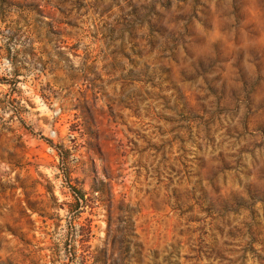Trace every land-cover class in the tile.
Listing matches in <instances>:
<instances>
[{"label":"rangeland","instance_id":"rangeland-1","mask_svg":"<svg viewBox=\"0 0 264 264\" xmlns=\"http://www.w3.org/2000/svg\"><path fill=\"white\" fill-rule=\"evenodd\" d=\"M239 3L153 20L149 0H0V245L7 230L38 244L28 264H56L73 211L74 253L103 225L102 256L119 244L143 264H233L264 240V38H219ZM125 202L135 243L112 233Z\"/></svg>","mask_w":264,"mask_h":264},{"label":"clouds","instance_id":"clouds-1","mask_svg":"<svg viewBox=\"0 0 264 264\" xmlns=\"http://www.w3.org/2000/svg\"><path fill=\"white\" fill-rule=\"evenodd\" d=\"M149 2L154 5V11L150 17L153 20L157 17H164L166 19L170 13L174 12L177 8V0H172L171 7L167 6L168 0H149ZM207 2L209 8L215 13L216 0H207ZM237 7L238 10L236 8L227 9V14L223 16V23L221 25L222 32L219 38L223 40L225 44L228 41H236L238 38L250 35L253 32L258 33L260 37L264 38V0H240ZM125 10H128L127 7ZM84 19H88V17H84ZM192 23L196 25L197 28L200 27L196 17L192 18ZM216 28L217 25L215 24V31ZM244 66L246 69H255V65L249 64L247 56L245 57ZM124 103L130 104L127 97L124 98ZM254 110L255 109H253V111ZM261 110L264 111V109ZM233 114L234 122L237 125L241 120L252 116L244 92L240 93L239 100L233 105ZM249 134L253 137H257V133L253 132L251 129H249ZM130 162L129 159V163ZM107 165L108 161L105 159L101 167L106 168ZM99 181H104L103 175L98 177L97 187L100 193L99 199L104 201L105 206L108 207L110 204V194L107 189V184L99 183ZM56 207L59 209L61 205L57 204ZM61 215L67 220L68 227L72 229V233L71 236L64 237V226L61 225L59 238L70 239L71 244H75V239H72V237L78 238L80 234L78 222H73V216L76 215V213L75 211L71 214L65 212L61 213ZM120 216L122 221H115V223L119 225V229H113L112 233L117 237L118 241L120 239H125L135 243L134 229L139 219L138 209L135 207V204L133 203L132 206H129V203L125 202ZM84 235H88L86 230L84 231ZM57 238V234H52L53 242H55ZM245 241L247 242V237H245ZM71 244L67 250L61 247L56 264H69V261L71 264H92L93 258H95V264H143V257L140 250H130L127 254H124L119 244L112 248L106 256H102L99 249H104L107 246L103 225H101L100 230L94 234L91 247H89L88 243L78 246L82 247V254L74 253ZM97 245H99V248H97ZM37 249V243L34 242L32 245H29L27 240L21 243L19 239L9 235L7 230H5L3 233V244L0 245V264H28L29 261L34 262L38 258L36 255ZM236 256L239 257V259L233 258V264H264V240L258 241L257 243L248 242L247 247L241 245V248L237 250Z\"/></svg>","mask_w":264,"mask_h":264}]
</instances>
